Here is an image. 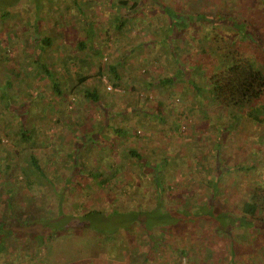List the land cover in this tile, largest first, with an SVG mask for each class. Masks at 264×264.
Instances as JSON below:
<instances>
[{
  "label": "trees",
  "instance_id": "1",
  "mask_svg": "<svg viewBox=\"0 0 264 264\" xmlns=\"http://www.w3.org/2000/svg\"><path fill=\"white\" fill-rule=\"evenodd\" d=\"M146 1L0 0V74H4L0 78V104L7 113L18 118L13 131L11 121L3 118L4 128L8 130L5 133H13V147L8 154H0V264H105L102 262L104 258L108 260L107 264H125V260L130 264H170L169 258L159 253L166 245L177 255L180 263L185 257V264H219L221 259L224 260L223 264H242L244 255L239 252L241 239H250L259 231L264 233V173L258 171L264 166H259L261 158L257 155L263 148L252 150L248 160L229 165L220 156L222 138L216 142V153L210 150L200 159L197 158L198 154H194L193 160H190L192 163H189V174L210 191L209 195L201 198L191 195L192 186H178L181 192L176 197L173 191L176 186H171L172 177L180 181L187 178L186 174H179L183 171L179 169L178 155L171 160V155L162 150L161 154L148 158L142 148L135 145L127 147L125 144L127 138L133 135L137 137L142 132L140 128L148 124L147 120L142 119L135 120V124L129 123L136 114L137 117L142 115L143 118L156 119L160 123L168 120L161 106H154V111L144 109L143 99L152 102L154 98L137 93L134 85L139 83L144 85V89L159 85L162 93L164 86L177 91V87L182 85L179 81L185 78L196 93L204 95L205 101L208 99L228 111L226 116L216 114L213 109L210 113L212 118L223 119L217 127L220 136L230 130L236 132L247 122L264 127V62L258 61L256 54L257 50L264 53V34L260 25V20L264 19L259 17V10H253L263 7H260L258 0H235L241 8L236 13L192 8L191 13L204 25L200 27L203 32L212 23L200 20L206 13L217 16L220 21L215 23L217 27L223 22L231 23L232 27H239L236 30L242 35L237 42L233 40L229 43L225 39L220 41L217 31L214 34L209 32V36H200L196 32L194 37L203 38V42L192 47L190 39L183 41L184 33L178 30L182 26L178 24L173 27L164 11L169 10L176 18L182 7H175L172 0L171 3L151 0L164 12L166 27L151 23V27H154L152 33H145L137 44H133L134 41L122 44L110 40L112 32L107 31L108 27L128 32L133 19L142 13ZM200 1L207 4L208 8L222 4L220 0ZM29 3L34 7V32L30 36L32 49L21 60L12 55L16 42L10 21L22 18ZM67 7L74 9L76 16L64 13ZM91 10L102 14L99 17L91 16ZM245 12L250 15L247 16ZM51 13L57 17L59 15L55 20L58 24L47 30L42 27L41 21L50 17ZM63 20L74 25L73 39L69 38L67 29L65 34L57 31L56 27ZM172 32L168 40L166 36L163 38L162 33L167 35ZM242 43L251 45L250 51H246V46L241 48ZM158 44L163 47L164 53L175 60L174 72H163L148 79L146 75L150 69L145 68L136 75V61L147 67L160 59L157 54L152 55L153 48ZM191 48L195 50L192 54ZM109 51L113 52L114 58L109 59ZM193 56H198L197 61L192 60ZM209 59L213 65L211 61L208 62ZM57 64L62 66V70L55 67ZM198 72L205 76L207 84L196 81L194 73ZM28 78L35 80L36 84H30ZM104 81L111 86L109 94L105 88H100ZM46 89L53 94L46 104L48 109L62 114L63 118L59 117L57 121L62 122L66 137L72 140L69 142L71 149L66 152L69 173L65 177L60 173L57 175L63 182L62 186H58L48 172L52 157L47 151L44 157L40 156L47 143L37 134L36 122L31 118L34 109L29 106L33 102L39 105L40 99L46 97ZM183 92L185 89L182 87ZM69 95H72L76 108L72 111L62 107ZM203 100L199 103L205 105ZM89 102L99 105L104 111L98 124L91 125L86 123L87 119L78 116L75 120L72 116L76 114L78 106ZM113 107H116V111L112 110ZM173 111L176 112L175 109L169 112ZM122 121L128 124L124 125ZM179 127L180 124H177L174 129ZM1 137L2 134L0 143ZM199 142L194 141L195 146L202 149ZM119 144L124 146L122 154L126 158L136 161L141 170H149L153 185L141 188L124 183L130 177L127 168L130 162L122 166L114 155L113 150ZM104 151L114 155L106 166L99 164ZM92 152V161L97 164L88 161ZM207 155L214 156L215 166L203 171L198 165L203 163ZM241 171L253 174L247 182L251 189L241 201V211L237 213L233 210L231 193L227 186H223V182L232 175L235 179V174ZM84 186L94 191L89 193L86 190L89 195H96L98 190L104 189L113 194L119 191L124 204L116 205L110 211L99 206H82L80 203L74 204L78 207L76 209L64 205L69 194L80 195ZM146 187L152 193L151 201L145 200L143 191ZM40 193L58 200V205L49 206L46 198H39ZM92 200L95 198H90ZM206 229L216 234L211 236L213 243L221 240L225 244L224 249L217 251L210 242L206 244L205 252L195 254L187 243L175 246L171 242V237L178 230H181L180 237L184 238L183 234L188 231L203 236ZM80 236H86L87 240L80 241ZM92 240L94 243L90 244ZM88 244L90 249L84 247ZM118 246L116 255L109 254L112 248L115 250ZM60 249L66 254H62ZM98 249L106 253L102 255Z\"/></svg>",
  "mask_w": 264,
  "mask_h": 264
},
{
  "label": "rangeland",
  "instance_id": "2",
  "mask_svg": "<svg viewBox=\"0 0 264 264\" xmlns=\"http://www.w3.org/2000/svg\"><path fill=\"white\" fill-rule=\"evenodd\" d=\"M102 3L103 1H108V0H99ZM168 3H171L172 1L177 3H174L175 7L181 6V10L178 13L179 15L174 18L169 10H165L166 14L168 15V20L169 23H172L173 27L176 25L182 26L178 30L183 31L184 33V40L190 39L191 40V46L193 47L196 44L201 45L203 42V38H196L194 37L196 32H199L200 36H205L206 34H211L215 33L214 31H217L219 33H216L217 36L219 35L220 41L222 40H227L232 42L233 40H236V42L240 39V36H242L236 29H239V27L233 25L231 26V23L227 24V22H223V25H215V23H219L220 21L218 20L217 16L214 14H206L203 13L204 16H202V19L200 20H208L209 22H212L208 28L205 29V32L202 31V28L204 25L196 20V15L191 13V9H199L201 8L202 10L205 9L207 12L209 10H212L213 12H218L219 10L222 11H232L234 13L240 11V5L236 3L235 0H220L218 4H214L213 6L208 8V5L205 4L204 2L200 0H165ZM246 1V0H245ZM261 4L260 7L263 8H258V9H253V10H259V17H262L264 19V1L263 0H258ZM62 3V2H61ZM26 6V5H25ZM244 6V5H242ZM252 9V7H251ZM250 9V10H251ZM252 10V11H253ZM64 13L76 16L77 12L74 9L71 8H64L63 10ZM247 16L250 15L249 12H245ZM89 14L91 16L96 15V17H99L102 13L99 11H89ZM106 14V13H104ZM34 15V7L32 4H28L25 13L23 14V17H18L15 19H12L10 22L11 23V28L12 31L14 32V40L16 43L14 46V51L12 52V55L19 57L21 60H23V57H25L27 54L31 52L32 49V44H31V38L32 33L34 32L33 30V25H32V17ZM164 12L161 11V8L151 0H147L146 3L144 4L142 8V13H140L135 20L133 19V25L131 24L128 27V32H121V31H115L111 28L108 27L107 31L112 32L110 34L112 41H116L117 43H129L131 41L133 44H137L141 41L143 38L142 36L146 33L151 34L152 30L154 27H151L152 25L155 24V26L159 27H166L167 26V21L163 17ZM59 17V15H58ZM57 15L55 13H51L50 17H46L41 21V25L44 29L49 30V28L55 26L58 23H55V20H57ZM232 21H234V18L232 17ZM227 20V19H226ZM61 21V19L59 20ZM198 22V23H196ZM61 24V26H60ZM56 28L58 32H62V34H65L64 32L67 31L69 32V38L73 39V30H74V25L72 23H68L67 20H63L62 23H60ZM260 25L261 29L264 34V21L260 20ZM2 24H0V27ZM202 27V28H200ZM233 28V29H232ZM156 30V29H155ZM154 30V31H155ZM173 30V28H171ZM237 31V32H235ZM174 32L168 33L167 35L165 33H162V36L164 35L163 38L166 36V40H168ZM208 34V36H209ZM262 34V35H263ZM168 36V37H167ZM264 36V35H263ZM193 38V39H191ZM68 39V38H67ZM70 39V40H71ZM247 43V42H246ZM248 44V43H247ZM111 45H113L111 43ZM241 48L245 47L246 44L242 43ZM159 46V47H157ZM155 48H153V54H157L160 59L155 60L152 65H147L142 66L138 61L137 67L134 69L135 74L142 73L145 68L150 69L147 71L146 77L148 79L153 78V76L157 77V75H161L163 72L165 73H172L174 72V68L176 66L175 60L172 59V57L164 53V49L161 45H157ZM197 46V45H196ZM250 46L247 45L245 47L246 51H250ZM187 48V47H185ZM197 50V49H196ZM180 51H183L181 49ZM177 52V51H176ZM195 50L194 48H191L190 53H194ZM264 54L260 51H256L257 54V59L260 62H264ZM195 55V54H194ZM252 55V52H251ZM109 59L114 58L113 52L109 51L108 52ZM143 57V55H142ZM256 57V56H255ZM198 56H193L192 60L197 61ZM211 60L209 59L208 62ZM212 63V61H211ZM213 65V63L211 64ZM59 70H62V66H59L58 64L55 66ZM169 70V71H164V70ZM206 72H209L205 70ZM203 72V69L201 70ZM136 74V75H138ZM3 73L0 74V78L3 77ZM18 75H14V77H17ZM194 76L196 78V81L199 83L205 85L207 84L205 76L203 74H200L199 72L196 74L194 73ZM4 82V81H2ZM18 83V81H15ZM28 82L30 84H36L35 80L28 78ZM179 83H182V85H179L177 87V91H173L170 89L168 86H164L163 90L164 92L161 93L160 91V86L155 85L152 88L149 89H144V85L142 83H139L138 85L135 84V91L137 93H142L144 96L149 95L150 97L154 98V100L151 101H146L143 99V107L144 109L154 111L155 107L161 106L163 112L168 116L167 122L160 123L156 119H151V118H143L141 116H133V120H131L129 123L135 124V120H147L148 124L144 125V128L141 129V133H138L137 137L135 135L130 136L127 138L126 141V146L128 145H135L137 147L142 148L144 151L145 155L149 158V156H157L161 154L162 150H165L170 156L171 160L175 159V155H178L179 159L177 158V161L180 162L179 164V169H181L183 172H180L179 174H186L187 178L185 180H178L176 178L172 177V185L171 186H176L174 193L176 194V197L180 196L181 190L179 189L178 186H192L190 187L191 189V195L194 197H206L209 195V189L205 188L201 182L198 181V179L193 178L191 174H189V170L191 168V165L189 163H192L190 160H193L194 154H198L197 158L200 159L203 154H206L208 151H212V153H216V142L219 138H222L221 141V158L224 161L226 165H229L233 162L236 163H241L243 159L248 160L251 157V152L252 150H258L262 149L263 151L259 152L257 155L260 157L259 161V166L263 167L264 166V127H259L257 125L253 126L251 122H247L246 125L243 126V128L240 127L239 130L234 132V130H230L229 132H226L223 134V136H220L219 131L217 130V127L222 124L223 119H216L212 118L210 113H212V109L216 114H220L222 116H226L228 111L226 109H221L215 104H212L208 99L205 101L204 95H199L196 93L195 89L193 86H191L185 78H183V81H179ZM133 86V89H134ZM162 87V86H161ZM182 87L185 89V92L181 93ZM100 88L106 89L107 94H109L111 90V86L104 81L102 86L100 85ZM45 99H40V104L36 105L35 102L29 103V106H31L32 109H34V113L31 114V118H33L36 122V129H37V134L41 140H45L47 143V146L43 147V149L40 152V156H45L46 151L49 153V156L52 157V161L50 163L51 167L48 169L49 174L55 179V182L58 186H62L63 182L62 180L57 176L60 175L62 177L67 176L69 173V165L67 164L68 157L66 156V152H68L71 149V146L69 142L72 140L66 137V130L64 129V126L62 122H58L57 119L59 117H62V114L58 112L57 110L53 113V111H50L47 107V102L49 100V97L53 95L48 89L45 90ZM205 95H208V93H205ZM204 99V100H203ZM73 97L72 95H69L66 100L64 101V104L62 107L64 110L66 108L69 109V111H72L73 109H76L74 107V103L72 102ZM205 101V105L200 104L199 102ZM155 106V107H154ZM171 109H175L176 112H169ZM113 111H116V107H113ZM201 110H204L206 112V115L201 112ZM126 111V110H125ZM76 114L72 115L75 120L78 119V116L86 120V123H91L92 124H98L97 122H101V118L104 115L103 109L96 104H92L91 102L84 104L83 106H78L77 110L75 111ZM181 113V114H179ZM186 113V114H184ZM125 115V114H124ZM9 119L11 122L12 129L13 131L18 124V118H15L14 114H9L3 107V105L0 104V135L2 134L1 140L2 142L0 143V154L5 155L8 154L9 151H11V148L13 147L12 145V139L13 138V133H5V123L3 118ZM121 118L122 116H118ZM63 118V117H62ZM60 118V120H62ZM92 120V121H91ZM91 121V122H89ZM187 122V123H186ZM122 124L127 125L128 122L122 121ZM177 124H180V127L178 129H174V126ZM139 126V125H138ZM259 133L257 132L258 129ZM140 132V131H139ZM254 134V135H253ZM263 137H262V136ZM66 138V139H65ZM200 140L199 144L200 147H203L202 149H198L195 146L194 141ZM253 143L251 145L250 143ZM250 142V143H249ZM128 143V144H127ZM261 143V144H257ZM261 145V146H258ZM117 148L113 150L115 153L114 155L117 156L120 160V164L122 166H125L126 163L129 161L127 168H128V174L130 175L129 178L124 180V183H127L130 186H151L153 185L152 181V175L147 170L148 172H145V170H141L138 168V164L134 160H130L129 158H126L122 152L125 150L124 146L119 144L116 146ZM205 147V148H204ZM240 147V148H239ZM255 147V149H254ZM123 148V151H122ZM155 148V149H154ZM52 150L55 152L53 153ZM246 151V153H244ZM93 155V152L91 155L88 157L89 160H94V158H91ZM95 155V153H94ZM111 152L109 151H104L103 154L101 155V162L99 163L100 165L106 166V164L109 161L113 160V156ZM86 156V155H85ZM215 158L212 155H207L205 159L203 160L202 164L198 165V168L203 170V171H208L212 167L215 166ZM92 164H97L96 162L92 161ZM98 164V166H100ZM263 165V166H262ZM101 167V166H100ZM259 167V168H260ZM260 173H264V167L260 170H258ZM235 172V171H234ZM58 173V174H57ZM189 174V175H188ZM251 172H244L241 171V173L235 174L236 178H232L234 175L231 177H228L226 181L223 182V186H227V189L231 193V201L233 205V210L237 213L241 211V201L245 199V197L248 194V190L251 189V186H247V182L249 181L250 176H252ZM128 175V176H129ZM82 182V180H80ZM144 189L145 191V200L151 201L152 200V193L150 190ZM84 189H81L80 195H68V199L64 202V205H69L72 209H76L78 207L74 206L77 204H82V206H99L105 208L107 211H110L113 209L114 206L116 205H123L124 203L120 199V193L119 191H116L114 194L110 193L108 189H104L103 191L98 190L96 195H89L87 194V191L93 192V190L86 189L85 186L82 187ZM116 193L118 197L116 196ZM190 194V193H189ZM40 199H47L49 202V206L55 207L58 205V200L48 197L45 195V193H40L39 194ZM89 198V200H88ZM90 198H95V200L90 201ZM190 229V228H189ZM181 230L176 231L177 234L175 236L171 237V242L175 246L179 245H186L192 246V253L194 252L195 254H202V252H205L206 249V244L207 243H213L212 240V235H216L214 233H211L208 229H206V233L203 234H196V233H191L185 232L183 234L184 238L180 237ZM137 234V233H136ZM209 236V237H208ZM205 238V239H204ZM70 240V238H67ZM80 241L87 240L86 236H80ZM103 239V237H102ZM103 241V240H101ZM68 243H73V242H68ZM87 243V241H86ZM93 240L91 241L90 244H93ZM88 246V247H87ZM142 246H146L145 244H142ZM85 248H91V246L84 245ZM120 246H118L117 249L113 250L111 253L112 255H116L117 252L119 251ZM213 247L215 250H220L225 248V244L219 240L217 243H213ZM99 250V249H98ZM62 254H66L63 249H60ZM239 252H241L244 255V260L242 261V264H264V233H261L259 231L254 237L251 236L250 239L244 238L241 239V242L239 243ZM99 253L103 255V253H106L103 249L99 250ZM159 253L161 255L165 254L166 258H169L170 264H179L180 260H178L175 255V253L170 250L167 245L164 246ZM224 253L223 255H225ZM185 257L182 258L180 264H185L186 261L184 260ZM229 256L225 259L227 260ZM63 259V258H62ZM61 259V260H62ZM103 260V259H102ZM151 262H154L153 258H150ZM105 264L108 263V260L104 258L102 261ZM125 264H130L129 261L125 260ZM155 263V262H154ZM219 264H223L224 260L221 259V261H218ZM202 264V263H201ZM205 264V263H204Z\"/></svg>",
  "mask_w": 264,
  "mask_h": 264
}]
</instances>
